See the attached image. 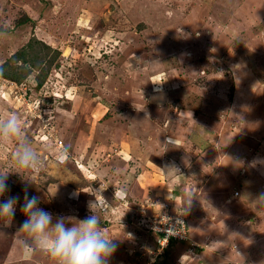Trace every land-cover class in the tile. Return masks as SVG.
Segmentation results:
<instances>
[{
  "label": "rangeland",
  "instance_id": "374dc122",
  "mask_svg": "<svg viewBox=\"0 0 264 264\" xmlns=\"http://www.w3.org/2000/svg\"><path fill=\"white\" fill-rule=\"evenodd\" d=\"M4 61L0 120L19 113L45 161L30 194L54 218L97 200L110 264H264V0H0ZM190 203L188 238L157 250L150 216ZM24 219L0 264H55L19 246Z\"/></svg>",
  "mask_w": 264,
  "mask_h": 264
},
{
  "label": "clouds",
  "instance_id": "9594fccd",
  "mask_svg": "<svg viewBox=\"0 0 264 264\" xmlns=\"http://www.w3.org/2000/svg\"><path fill=\"white\" fill-rule=\"evenodd\" d=\"M240 67L236 65L234 70H239ZM0 143L14 146L10 157L14 171H0V233L7 234V229L14 226L19 206L25 219L16 231L20 234L17 242L26 252L44 253L55 264H110L119 249L120 239L109 238L102 231L97 200L89 202L90 214L84 219L64 216L54 218L51 212L40 207L41 197L30 194V188L36 184L24 179L22 173L39 171L44 167L45 161L40 150L26 134L19 113L10 112L5 119L0 120ZM62 151L67 153L68 148ZM256 162L264 163V158H259ZM10 173L18 174L26 181L22 198L18 194L8 195L11 191ZM190 205L191 203L185 205V213ZM184 240H171L170 243Z\"/></svg>",
  "mask_w": 264,
  "mask_h": 264
},
{
  "label": "built area",
  "instance_id": "2783aa9c",
  "mask_svg": "<svg viewBox=\"0 0 264 264\" xmlns=\"http://www.w3.org/2000/svg\"><path fill=\"white\" fill-rule=\"evenodd\" d=\"M149 220L150 230L157 234V250H163L171 240H184L188 236L187 215L180 209L169 212L167 206L163 207L160 213L152 214Z\"/></svg>",
  "mask_w": 264,
  "mask_h": 264
},
{
  "label": "trees",
  "instance_id": "16d2710c",
  "mask_svg": "<svg viewBox=\"0 0 264 264\" xmlns=\"http://www.w3.org/2000/svg\"><path fill=\"white\" fill-rule=\"evenodd\" d=\"M30 45V44H29ZM26 46L21 47V49L11 55V57H16L17 55H20V58L22 56L26 55ZM25 61V60H24ZM8 66V62L4 61L0 64V77L10 79L11 81H18V77L15 73H10L7 71L6 67ZM13 71V70H10ZM42 84V80H38L37 85L40 86Z\"/></svg>",
  "mask_w": 264,
  "mask_h": 264
},
{
  "label": "crops",
  "instance_id": "0c3cea01",
  "mask_svg": "<svg viewBox=\"0 0 264 264\" xmlns=\"http://www.w3.org/2000/svg\"><path fill=\"white\" fill-rule=\"evenodd\" d=\"M168 169H170V168H168ZM171 169H172V167H171ZM144 174V173H143ZM143 174H140V177H142V179L144 180V178H143ZM139 184V183H138ZM141 184V183H140ZM139 184V185H140ZM141 187H143L142 185H140ZM131 189H132V187H131ZM144 193H146L147 194V190H145V192Z\"/></svg>",
  "mask_w": 264,
  "mask_h": 264
}]
</instances>
